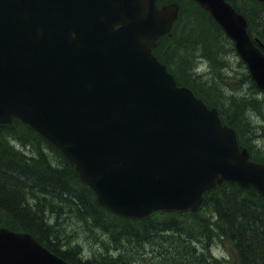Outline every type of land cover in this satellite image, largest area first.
I'll use <instances>...</instances> for the list:
<instances>
[{"label": "water", "instance_id": "95a60500", "mask_svg": "<svg viewBox=\"0 0 264 264\" xmlns=\"http://www.w3.org/2000/svg\"><path fill=\"white\" fill-rule=\"evenodd\" d=\"M194 1L264 91V53L244 15L227 0ZM178 11L175 1L0 0V124H28L120 216L196 211L223 181L264 195V164L152 52ZM0 264L68 263L0 226Z\"/></svg>", "mask_w": 264, "mask_h": 264}, {"label": "trees", "instance_id": "16d2710c", "mask_svg": "<svg viewBox=\"0 0 264 264\" xmlns=\"http://www.w3.org/2000/svg\"><path fill=\"white\" fill-rule=\"evenodd\" d=\"M175 1L179 17L154 54L180 84L215 106L240 143L264 162V94L210 14L193 0ZM228 1L264 52V2ZM0 225L29 232L69 264H264V196L254 188L224 182L205 193L194 213L116 216L97 203L73 164L17 119L0 125ZM78 229L97 251L82 249ZM221 241L236 262L215 255ZM146 244L158 249L142 254Z\"/></svg>", "mask_w": 264, "mask_h": 264}, {"label": "rangeland", "instance_id": "374dc122", "mask_svg": "<svg viewBox=\"0 0 264 264\" xmlns=\"http://www.w3.org/2000/svg\"><path fill=\"white\" fill-rule=\"evenodd\" d=\"M78 233V234H77ZM76 233L75 231V238H77V241L79 242V244L82 245V249L89 251V252H93V251H97V245L94 244V242H92V239L89 238V235L86 232H81V230L78 229V232ZM158 249L157 245H152V244H146V246L144 247V250H141V253L143 254V252L145 251H150V250H154V249ZM214 251L216 254H225L228 255L229 261H231L232 263L236 262L235 258L232 254V250L229 246V243L226 241H221L218 242V245L214 247Z\"/></svg>", "mask_w": 264, "mask_h": 264}, {"label": "bare ground", "instance_id": "6f19581e", "mask_svg": "<svg viewBox=\"0 0 264 264\" xmlns=\"http://www.w3.org/2000/svg\"><path fill=\"white\" fill-rule=\"evenodd\" d=\"M202 207V205H200V207L199 208H201ZM44 247H46L44 244H42ZM47 248V247H46Z\"/></svg>", "mask_w": 264, "mask_h": 264}, {"label": "flooded vegetation", "instance_id": "af4514ba", "mask_svg": "<svg viewBox=\"0 0 264 264\" xmlns=\"http://www.w3.org/2000/svg\"><path fill=\"white\" fill-rule=\"evenodd\" d=\"M253 157V156H252ZM254 159V158H253ZM256 160V159H255ZM257 161H260V160H257ZM261 162H263V161H261Z\"/></svg>", "mask_w": 264, "mask_h": 264}]
</instances>
